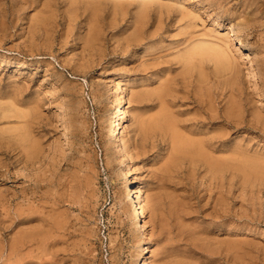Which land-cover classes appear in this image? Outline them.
<instances>
[{
  "label": "rangeland",
  "instance_id": "rangeland-1",
  "mask_svg": "<svg viewBox=\"0 0 264 264\" xmlns=\"http://www.w3.org/2000/svg\"><path fill=\"white\" fill-rule=\"evenodd\" d=\"M206 40L216 48L227 45V53L230 49L232 76L226 77L227 68L215 62V46L209 50ZM194 41L198 54L196 46L190 47ZM117 78L131 95L121 135L141 167L137 174L130 172V158L119 157L106 138L113 114L119 112ZM161 107L177 119L166 113L170 120L165 115L162 123ZM166 121H177L184 137L192 129L189 138L206 140L202 153L208 155L174 151ZM263 121L264 0H0V212L5 214L0 218L8 219L6 224L0 220V264L6 263L12 241L34 228L46 233L44 264H56V259L57 264H141V244L148 247L146 264H264V170L259 169L264 161L258 163L264 159ZM20 127L33 138H25ZM238 147L247 162L239 157L235 163ZM241 161L249 164L246 170ZM257 168L261 171L256 173ZM218 169L227 173L220 175ZM125 178L134 180L148 200L145 230L129 217L132 194ZM31 203L39 207L28 215L24 209ZM15 206H21L22 214ZM51 211L63 213L64 220ZM29 246L20 256L28 258L30 252L39 264L36 249L41 245ZM11 260L6 264L16 263Z\"/></svg>",
  "mask_w": 264,
  "mask_h": 264
},
{
  "label": "bare ground",
  "instance_id": "bare-ground-1",
  "mask_svg": "<svg viewBox=\"0 0 264 264\" xmlns=\"http://www.w3.org/2000/svg\"><path fill=\"white\" fill-rule=\"evenodd\" d=\"M239 25H240V23H239ZM231 27H232V26H231ZM233 27H234V26H233ZM237 27H238V26H237ZM235 29H238V28H235ZM246 29H247V27H246ZM243 30H245V29L243 28ZM238 32H239V31L237 30V33H238ZM234 33H236V32H234ZM239 33H240V32H239ZM197 39H198V38H197ZM200 39H203V38H200ZM222 39H223V43H224L226 40L224 41V38H222ZM198 40H199V39H198ZM204 40H205V39H204ZM220 40H221V39H220ZM240 40H241V39H240ZM196 41H197V40H196ZM221 41H222V40H221ZM206 42L209 43L208 40H206ZM213 42H214V41H213ZM216 42H218V41H216ZM194 43L196 44V43H198V42H195V41H194L193 44H194ZM199 43H200V44L203 43V45H206V43H205V42H202V40H201V42H199ZM199 43H198V44H199ZM211 43H212V42H211ZM214 43H215V42H214ZM214 43H212V45H213ZM218 43H219V42H218ZM218 43H216V44L218 45ZM226 43H227V42H226ZM228 43H229V41H228ZM228 43H227V44H228ZM195 44L192 45V46L190 45V47H195V46H196ZM220 44H221V43H220ZM242 44H245V43H242ZM212 45H211V46H212ZM207 46H208V45H207ZM209 46H210V43H209ZM211 46H210V48L208 47L209 50L212 49ZM214 46H215V44H214ZM220 46H222V45H220ZM198 47H199V46H198ZM200 47H201V46H200ZM212 47H213V46H212ZM217 47H219V46H217ZM202 48H203V47H202ZM215 48H216V46H215ZM215 48H213V49H214V51H213V54H214V55H212V56L216 59L215 62H217V64H218V63H219V64H223V65H224L223 67H226V68H227V71H229V73L226 74V77L229 76V74H230V76H232L231 73H230V72H231L230 70H232V68H233V67H232V64H233V63H231V62H233V61H231V60H233L235 57H234V58L231 57V54L229 53V52H230L229 47H228V49H229V50H228V51H229L228 53H229L230 55H229V54L227 53V51L225 50V48H227V45H226L225 48H224V47H222V48H216V49H215ZM223 48H224V49H223ZM191 49H194V48H191ZM191 49H189V50L192 51ZM196 49H197V46H196ZM200 49H201V48H200ZM186 50L188 51V49H186ZM194 50H195V49H194ZM209 50L207 49V51H209ZM187 51H186V54H187L186 57H188V54H189ZM190 51H189V52H190ZM198 51H199V48L197 49L196 54H198V53H197ZM207 51H206V53H207ZM199 52H200V51H199ZM210 52H212V51H210ZM210 52H208V54H209ZM193 53L195 54V52H193ZM201 53H202V50H201ZM196 54H195V55H196ZM203 54H204V51H203ZM208 54H207V55H208ZM190 55H191V54H190ZM204 55H205V54H204ZM210 56H211V55H210ZM212 56H211V57H212ZM186 57H185V58H186ZM193 57H194V56H193ZM206 58H207V57H206ZM209 58H210V57H209ZM191 59H192V58H191ZM191 59H189V62H191ZM207 59H208V58H207ZM212 60H214V59H212ZM234 60H235V59H234ZM186 62H187V61H186ZM215 62H214V63H215ZM235 62H237V61H235ZM235 62H234V63H235ZM235 64H236V63H235ZM185 65H187V64H185ZM194 65H197V64L194 63ZM198 65H199V64H198ZM198 65H197V66H198ZM215 65H216V64H215ZM197 66H194V67L198 68ZM220 66H221V65H220ZM235 66H236V65H235ZM235 66H234V67H235ZM218 67H219V66H216V68H218ZM192 68H193V64H192ZM221 68H222V67H221ZM226 68H225V70H226ZM219 69H220V68H219ZM223 69H224V68H223ZM223 69H222L221 71H225V70H223ZM235 69H237V68H234V71H235ZM189 70H190V69H189ZM194 70H195V69H194ZM216 70H217V69H216ZM237 70H238V69H237ZM237 70H236V71H237ZM187 71H188V70H187ZM221 71H220V72H221ZM227 71H225V73H227ZM234 71H232V72H234ZM236 71H235V72H236ZM216 72H217V71H216ZM235 72H234V75H233V76H235V75L238 73V72H236V73H235ZM237 75H238V74H237ZM237 75H236V76H237ZM217 76H219V74H217ZM220 76H222V74H221ZM224 76H225V75H224ZM201 77H202V76H201ZM222 77H223V76H222ZM230 78H231V77H230ZM230 78H229V79H230ZM220 79H221V77H220ZM231 79H232V78H231ZM233 79H235V78H233ZM128 80H129V79H128ZM236 80H237V77H236ZM231 81H232V80H231ZM233 81L235 82V80H233ZM114 83H115V82H114ZM116 84H117V85H116V87H115V88H116L115 91L117 92V97H118V99H117L118 101H117V102H119V107H118V108H119V112L113 114V117H112V119H111V123H110V128L108 129L107 134H106V136H107L106 138H108V140H110V141L112 142L111 144H112V147H113L112 149H114V152L116 151L117 153H120V155L122 154V155L119 156V157L123 158L122 156H124V157L127 156V157L130 158V161H129V162L131 163V171H130V172H131V174H137V173H139L141 167H140L139 163H138V162L135 160V158H134L135 154H134V156H133V153H134V152H133L131 146L125 143L126 141L123 140L122 135H121V131H122V120L126 117V115H127L128 112H129V111H128V100H130L129 98H131V95H130V97H129V93H128L127 89H126L125 87L122 86V83H121V81H120L118 78L116 79ZM111 86H112V85H111ZM168 86H169V85H168ZM170 86H171V85H170ZM166 87H167V86H166ZM166 87H164L165 90L167 89ZM168 89H169V87H168ZM172 89L174 90L175 88H172ZM160 90H162V89H160ZM160 90H159V91H160ZM165 90H163V91L165 92ZM170 90H171V89H170ZM170 90H168V92H169ZM112 91H113V90H112ZM175 91H177V90L175 89ZM164 92H163V94H164ZM166 92H167V90H166ZM166 92H165V94H168V93H166ZM171 92H172V91H171ZM114 94H115V92H114ZM114 94H113V95H114ZM159 94H162V92H159ZM173 94H174V93H173ZM171 95H172V94H171ZM171 95H170V96H171ZM165 96H167V95H165ZM165 96H164V97H165ZM163 99L165 100V98H163ZM130 101H131V100H130ZM130 101H129V103H130ZM230 101H231V100H230ZM230 101H229V103H230ZM165 102H166V101H165ZM163 103H164V101H163ZM232 103H233V101L231 102L230 105L232 106V109H233V106H234V105H233ZM166 104H167V102H166ZM166 104L164 103V105H162V106L164 107V106H166ZM211 104H212V103H211ZM208 105H209V104H208ZM230 105H229V106L226 105V106H227V107H230ZM167 106H168V105H167ZM235 107H237V109H236V111H237L239 106L236 105ZM28 108H29V107H28ZM161 108H162V107H161ZM203 108H204V107H203ZM208 108H209V107H208ZM210 108H211V107H210ZM214 108H215V107H214ZM215 109H216V108H215ZM227 109H228V108H226V110H227ZM230 109H231V108H230ZM232 109H231V112L234 111V110H232ZM234 109H235V108H234ZM162 110H163V108L160 110V115H161V111H162ZM166 110H167V109H166V107H165V111H166ZM168 110H169V112H170V109H169V108H168ZM203 110H204V109H203ZM210 110H211V109H210ZM217 110H218V109H217ZM226 110H225V111H226ZM30 111H31V113H32L31 108H30ZM163 111H164V110H163ZM165 111H164L165 114H162V115H164V116L160 119V120L163 119V122L160 121L159 123H161V122L164 123V122H165L164 117H166V116L168 117V116L170 115V113H171V114L174 113L173 111H171L170 113H168V111H166V112H165ZM207 111H209V110H207ZM211 111H212V110H211ZM225 111H224V112H225ZM239 111H241V110L239 109L238 112H239ZM202 112H203V111H202ZM217 112H218V111H217ZM222 112H223V111H222ZM226 112H228V110H227ZM231 112H230V113H231ZM22 113H23V112H22ZM24 113H25V112H24ZM162 113H163V112H162ZM166 113L169 114V115H166ZM197 113H200V112H196V114H197ZM219 113H220V112H219ZM235 113H236V112H235ZM19 114H20V113H18V115H19ZM212 114H213V113H212ZM214 114H215V113H214ZM225 114H226V113H225ZM231 114H233V113H231ZM231 114H229L228 117H230ZM238 114H239V113H238ZM13 115H14V112H13ZM15 115H16V114H15ZM23 115H24V114H23ZM162 115H161V116H162ZM165 115H166V116H165ZM174 115H175V116H174ZM176 115H177V114H172V116H174V117H173L174 120L172 119V116H171V119H172L173 121H175V117H176V119H177V116H176ZM201 115H202V114H201ZM203 115H204V114H203ZM218 115H219V114H218ZM221 115H222V114H221ZM227 115H228V114H227ZM233 115L235 116V114H233ZM233 115H232V117H233ZM236 115H237V113H236ZM21 116H22V115H21ZM25 116H26V113H25ZM27 116H28V114H27ZM154 116H155V115H154ZM239 116H240V115H239ZM18 117H19V116H18ZM18 117H16V118L18 119ZM135 117H136V116H135ZM159 117H160V116H159ZM200 117H201V116H200ZM205 117H206V119H204V120L208 121L207 116H204V118H205ZM216 117H217V116H216ZM224 117H226V116H224ZM224 117H223V118H224ZM22 118H23V116H22ZM26 118H27V117H26ZM28 118H29V116H28ZM28 118H27V119H28ZM31 118H32V116H31ZM31 118H30V119H31ZM153 118H155V117H153ZM180 118H181V116L178 118L177 121H179ZM212 118H213V117H212ZM221 118H222V117H221ZM221 118H220V119H221ZM230 118H231V117H230ZM20 119H21V118H20ZM155 119H156V118H155ZM155 119H154V120H155ZM168 119L170 120V117H168ZM198 119H199V118H198ZM217 119H218V118H217ZM253 119H254V118H253ZM21 120H22V119H21ZM24 120H25V119H23V121H22L23 123H24ZM166 120H167V119H166ZM211 120H213V119H211ZM214 120H215V119H214ZM234 120H237V118L234 119ZM238 120H239V119H238ZM255 120H256V119H255ZM19 121H20V120H19ZM25 121H26V120H25ZM152 121H153V120H152ZM152 121H151V122H152ZM177 121H176V123H177ZM195 121H196V120H195ZM149 122H150V120H149ZM156 122H158L157 119H156ZM166 122H167V124H165V126L167 127L168 131L170 130V132H171L170 134L172 135V138H171V139H173V141H174V143H175V146H173V147H174L173 149H175L174 151H176V152H177V151H179V152H185V153H186V151H187V153H191V155H192V154H196V153H201L202 155H204V153H202V151H204V150H202V149H203V146H205V144H204L203 142H206V140H205L206 137H204L203 139H201L202 141L205 140V141H203V142H201V141H199V140H197V139L194 140V139L189 138V137H192V135H193L192 129L189 130V132H191L192 135H191V136L189 135L188 138H187V137H184V136L182 135L183 133L181 134V133L178 131V129H180V128L182 129V127L180 126V124H179L180 128L178 127V129H177V127H176L177 124H176V123L169 122V121H166ZM185 122H187V121H185ZM223 122H224V120H223ZM230 122H231V121H230ZM256 122H257V121H256ZM260 122H261V120H260ZM263 122H264V121H263ZM23 123H22V124H23ZM27 123H29V122L27 121ZM27 123L25 122L26 126H27ZM147 123H148V122H147ZM147 123H146V124H147ZM152 123H153V122H152ZM182 123H183V121H182ZM206 123H207V122H206ZM208 123H209V122H208ZM228 123H229V122H228ZM237 123H238V122H237ZM146 124H145V125H146ZM153 124H154V123H153ZM155 124H156V123H155ZM155 124H154L155 127H154V126H153V127H154V128H157L158 125L156 124V125H157V127H156ZM197 124H198V123H197ZM200 124H201V123H200ZM232 124H233V123H232ZM234 124H235V123H234ZM234 124H233V125H234ZM263 124H264V123H263ZM145 125H143V126H145ZM150 125H151V124H150ZM161 125H163V124H161ZM161 125H160V126H161ZM167 125H168V126H167ZM181 125H182V124H181ZM189 125H190V124H189ZM191 125H193V124H191ZM201 125H202V124H201ZM230 125H231V124H230ZM237 125H238V124H237ZM165 126H164V127H165ZM182 126H183V125H182ZM22 127H23V126H22ZM22 127H20V128H22ZM28 127H29V126H28ZM161 127H162V126H161ZM183 127H185V126H183ZM187 127H188V126H187ZM197 127H198V126H197ZM197 127H196V128H197ZM231 127H232V126H231ZM236 127H237V126H236ZM23 128H24V127H23ZM23 128H22V134H23V132H24V131H23ZM150 128H152V127H150ZM190 128H191V127H190ZM232 128H235V127H232ZM147 129H148V128H147ZM165 129H166V128H165ZM194 129H195V128H194ZM201 129H202V128H201ZM201 129H200V130H201ZM204 129L206 130V128H204ZM24 130H26V128H24ZM161 130H162V129H161ZM163 130H164V129H163ZM207 130H208V129H207ZM221 130H222V129H221ZM221 130H220V131H221ZM226 130H227V129H226ZM16 131H17V130H16ZM19 131H21V130H19ZM29 131H31V130H29ZM181 131H183V130H181ZM186 131H188L187 128H186ZM217 131H218V129H216V133L219 132V131H218V132H217ZM222 131H223V130H222ZM0 132H1V131H0ZM13 132H14V131H13ZM27 132H28V131H27ZM27 132H25V133H27ZM201 132H202V131H201ZM214 132H215V131H214ZM214 132H213V133H214ZM226 132H227V131H226ZM208 133H209V131H208ZM220 133H221V132H219V134H220ZM224 133H225V132H224ZM13 134H14V133H13ZM27 134H28V133H27ZM164 134H165V133H164ZM186 134H187V133H186ZM189 134H190V133H189ZM194 134H196V133H194ZM199 134H201V133H199ZM204 134H205V133H204ZM209 134H210V133H209ZM25 135H26V134H23L24 137H25ZM166 135H167V134H166ZM196 135H197V134H196ZM212 135H213V134H212ZM224 135H225V134H224ZM21 136H22V135H21ZM21 136H20V137H21ZM186 136H187V135H186ZM194 136H195V135H194ZM199 136H201V135H199ZM206 136H207V135H206ZM14 137H15V135H14ZM16 137H17V135H16ZM16 137H15V138H16ZM26 137H30V139L33 138L31 135H30V136L27 135ZM26 137H25V138H26ZM201 137H202V136H201ZM217 137H218V134H217ZM197 138H198V137H197ZM213 138H214V137H213ZM220 138H221V136H220ZM16 139H17V138H16ZM20 139L22 140V139H24V138H20ZM27 139H28V138H27ZM27 139H26V142L28 143V142H29V139H28V141H27ZM169 139H170V138H169ZM206 139H207V138H206ZM222 139H223V138H222ZM24 140H25V139H24ZM213 140H215V139H213ZM213 140H212V141H213ZM32 141H33V139H32ZM219 141H220V140H219ZM219 141H217V143H218ZM22 142H24V141H22ZM108 142H109V141H108ZM171 142H172V141H171ZM15 143H16V142H15ZM20 143H21V142H20ZM27 143H26V144H27ZM29 143H30V142H29ZM208 143H209V142H208ZM213 143H214V142H213ZM233 143H234V142H233ZM236 143H237V142H236ZM23 144H25V143H23ZM32 144H34V143H31V145H32ZM210 144H211V143H210ZM15 145H17V144H15ZM21 145H22V143H21ZM31 145H30V147H32ZM172 145H173V144H172ZM216 145H217V144H216ZM240 145H241V144H240ZM28 146H29V145H28ZM28 146H26V148H27ZM35 146H36V145H35ZM210 146H211V145H210ZM210 146H208V147H210ZM212 146H213V145H212ZM212 146H211V147H212ZM220 146H221V145H220ZM223 146H224V145H223ZM232 146H233V145H232ZM234 146H235V145H234ZM234 146H233V147H234ZM15 147L17 148L18 145L15 146ZM20 147H21V146H19V148H20ZM224 147H226V146H224ZM233 147H231V148L233 149ZM19 148H18V149H19ZM21 148H22V147H21ZM206 148H207V147H206ZM213 148H215V147L213 146ZM216 148H217V147H216ZM227 148H229V146H228ZM244 148H245V147H244ZM29 149H30V148H29ZM32 149H34V148H32ZM35 149H38V147H35ZM209 149H210V148H209ZM222 149H223V148H222ZM232 149H231V150H232ZM236 149H237V151H238V152L236 151V153H238L239 156H238V159L234 160L235 163L238 162V160L240 159L239 157L242 156V155L240 156V154H241L242 152L239 153L240 150H238V149H241V148L238 147V148H236ZM245 149H246V148H245ZM16 150H17V149H16ZM19 150H20V149H19ZM23 150L26 151L24 148L21 149V151H23ZM38 150H39V149H38ZM213 150H214V149H213ZM213 150H212V152H213ZM234 150H235V149H234ZM243 150H244V149H243ZM246 150H247V149H246ZM206 151H207V150H206ZM222 151L224 152L225 150H222ZM232 151H233V150H232ZM35 152H36V151H35ZM204 152H205V151H204ZM210 152H211V151H210ZM210 152H209V153H210ZM219 152H220V151H219ZM219 152L217 151V153H219ZM225 152H226V151H225ZM227 152H228V151H227ZM227 152H226V153H227ZM229 152H230V150H229ZM229 152H228V153H229ZM233 152H235V151H233ZM251 152H252V151H251ZM24 153H25V152H24ZM27 153H28V152H27ZM27 153H26V154H27ZM206 153H207V152H206ZM206 153H205V154H206ZM213 153H214V152H213ZM226 153H225L223 156H225ZM243 153H247V152H246V151H243ZM253 153H254V152H253ZM30 154H32V153H30ZM36 154H38V153H36ZM172 154H173V153H172ZM231 154L236 155L235 153H231ZM257 154H258V153H257ZM257 154L255 153V156H256ZM33 155H34V153H33ZM118 155H119V154H118ZM179 155H180V154H179ZM206 155H208V154H206ZM206 155H204V156H206ZM228 155H229V158H228V159L233 161L232 158L230 159V156H231L230 154H227L226 157H227ZM234 155H233L232 157H234ZM27 156H29V155H27ZM35 156H37V155H35ZM172 156H173V155H172ZM177 156H178V154H177ZM184 156H185V155H184ZM193 156H194V155H193ZM209 156H214V154H213V155H209ZM216 156H217V155H216ZM221 156H222V155H221ZM247 156H248V155H247ZM258 156L260 157V155H258ZM25 157H26V156H25ZM116 157H117V156H116ZM173 157H175V154H174ZM182 157H183V155H182ZM185 157H186V156H185ZM187 157H188V156H187ZM197 157H198V156H197ZM217 157H218V156H217ZM217 157H216V158H217ZM243 157H244V156H243ZM29 158H30V157H29ZM34 158H36V157H34ZM171 158H172V157H171ZM177 158H178V157H177ZM192 158H193V157H192ZM205 158H206V157H204V159H205ZM210 158H212V157H210ZM213 158H215V157H213ZM213 158H212V159H213ZM216 158H215L214 160H216ZM219 158H220V155H219ZM219 158H218V159H219ZM222 158L224 159V157H222ZM246 158H247V157H246ZM257 158H258V157H257ZM257 158H256V160H255V158H251V159H250V157H249V161H251L252 159H254L255 161H259L260 158H259V160H258ZM261 158H263V157H261ZM30 159H32V158H30ZM172 159H173V158H172ZM182 159H183V158H182ZM200 159H202V156H201ZM206 159H207V158H206ZM228 159H227V160H228ZM241 159H242L243 162H244V161H246V162L248 161L247 159L244 160L245 158H242V157H241ZM241 159H240V160H241ZM118 160H119V159H118ZM120 160H121V159H120ZM185 160H186V159H185ZM225 160H226V158L224 159V161H225ZM25 161H27V160H25ZM178 161H181V160L178 159ZM178 161L176 160V161L174 162V163L176 164L175 166H177V163L179 164ZM188 161H189V160H188ZM192 161H193V160H192ZM200 161H201V160H200ZM205 161H208V160H205ZM209 161H210V159H209ZM209 161H208V162H209ZM217 161H218V160H216V162H217ZM220 161H221V159H220ZM220 161H219V162H220ZM242 161H241V164H240V162H239L240 165H242ZM252 161H253V160H252ZM255 161H254V162H255ZM263 161H264V159H263L262 161H259L258 163H261V162H262V166H263ZM167 162H169V160H168ZM176 162H177V163H176ZM189 162H190V161H189ZM198 162H199V161H198ZM201 162H202V161H201ZM211 162H212V161H211ZM214 162H215V161H213V163H214ZM216 162H215V163H216ZM221 162H222V161H221ZM221 162H220V164H221ZM226 162H228V161H226ZM246 162L244 163V166L242 165V167H240V168H243V167H245V166H249V164H247ZM174 163H171V165L174 164ZM191 163H192V162H191ZM193 163H195V162H193ZM213 163H212V164H213ZM229 163H231V162H229ZM229 163H228V164H229ZM235 163H234V165H237V164H235ZM252 163H253V162H250V165H251ZM166 164H167V163H166ZM166 164H164V165H166ZM202 164H203V163H202ZM207 164H208V163H207ZM209 164H210V165H209ZM209 164H208V166H211V165H212L211 163H209ZM217 164H218V163H217ZM232 164H233V163H232ZM240 165H239V166H240ZM252 165L254 166V165H256V163H254V164H252ZM166 166H168V165H166ZM175 166H173L174 169H175ZM203 166L205 167V164H204ZM213 166H215V165H213ZM218 166H220V165H218ZM221 166H222V165H221ZM257 166H258V165H257ZM257 166H256V167H257ZM168 167H170V165H169ZM168 167H166V168H168ZM216 167H217V166H216ZM223 167H225V166H223ZM228 167H229V166H228ZM228 167H227V168H228ZM230 167L233 169L232 166H230ZM250 167H251V166H250ZM256 167H254V168H256ZM260 167H261V166H260ZM211 168H213V167H211ZM227 168H226V169H227ZM235 168H236V167H235ZM238 168H239V167H238ZM238 168H237V169H238ZM246 168H247V167H246ZM262 168H263V167H262ZM262 168H259V169H261V170L263 171L264 169H262ZM162 169H163V167H162ZM171 169H172V168H171ZM206 169H209V168H206ZM220 169H221V168H220ZM220 169H218V171H220ZM228 169H229V168H228ZM237 169H236V170H237ZM243 169H245V168H243ZM252 169H253V168H252ZM257 169H258V168H257ZM257 169H256V170H257ZM259 169H258V171H256V173L261 171V170L259 171ZM129 170H130V169H129ZM166 170H167V169H165V171H166ZM209 170H211V169H209ZM221 170H222V169H221ZM223 170L225 171V169H223ZM239 170H240V169H239ZM245 170H246V169H245ZM249 170L251 171V169L248 168L247 171L249 172ZM254 170H255V169H254ZM254 170H252V171H254ZM211 171H212V170H211ZM211 171H210V172H211ZM224 171H222V172H224ZM226 171H227V170H226ZM230 171H231V170H230ZM230 171H229V172H230ZM237 171H238V170H237ZM242 171H243V170H242ZM247 171H245L244 173H246ZM252 171H251V172H252ZM167 172H168V171H167ZM167 172H165V174H166ZM216 172H217V171H216ZM222 172L220 171V175L222 174ZM229 172H228V173H229ZM233 172H236V171L233 170ZM263 172H264V171H263ZM263 172H262L261 174H259V177L263 174ZM122 173H123V172H122ZM125 173H126V172H125ZM212 173H213V171H212ZM214 173H215V171H214ZM214 173H213V174H214ZM224 173H227V172H224ZM224 173H223V174H224ZM256 173H254V174H256ZM131 174H130V175H131ZM163 174H164V173H163ZM167 174H168V173H167ZM217 174L219 175V172H218ZM229 174H230V173H229ZM234 174H235V173H233V175H234ZM239 174H240V173H239ZM254 174L252 173V175H254ZM124 175H125V174H124ZM128 175H129V174H128ZM215 175H216V174H215ZM220 175H219V176H220ZM224 175H225V174H224ZM224 175H223V176H224ZM245 175H246V174H245ZM125 176H127V175H125ZM131 176H132V175H131ZM213 176H214V175H213ZM228 176H230V175H228ZM248 176H249V179H250V178L252 179V177H253V180L256 179V178H254V176H251V175H248ZM250 176H251V177H250ZM119 177H121V175H120ZM255 177H256V176H255ZM263 177H264V175L262 176V179H263ZM232 178H233V177H232ZM257 178H258V174H257ZM226 179H227V178H226ZM234 179H235V178H233V180H234ZM259 179H260V178H259ZM262 179H261V180H262ZM230 180H231V178H230ZM256 180H257V179H256ZM261 180H260V181H261ZM220 181H223V179L220 180ZM225 181H226V180H225ZM251 181H252V180H251ZM258 181H259V180H257L256 182H258ZM216 182H217V181H216ZM218 182H219V180H218ZM253 182H255V180H254ZM262 182H264V181L262 180ZM121 183H122V182H121ZM136 183H137V182H136ZM223 183H224V182H223ZM223 183L221 182V184H223ZM231 183H232V182H231ZM123 184H124V186L126 187L127 190H130V194H132L131 196H129V194H128V197H129V199H130V205H131V207H132V211L129 213V214L132 213V215H130L129 217L132 216L131 218H132L133 222H134L135 224H137L139 227H142V228L145 230V228H146V226H147V222H146V220H145V214H146V212H147V211H146V210H147V203H146V200H147V199L145 200V196L143 195V191H142L141 187H139L138 184H135V181H134V180H133V181H128V179L125 178V179L123 180ZM219 184H220V183H219ZM221 186H222V185H221ZM127 193H128V192H127ZM127 193H126V194H127ZM23 194H24V193H23ZM24 198H25V197H24ZM41 198H42V197H41ZM43 198H44V197H43ZM0 200H2V199H0ZM10 200H11V199H10ZM24 200H25V199H24ZM42 200H43V199H42ZM3 201H4V200H3ZM6 201H8V199H6ZM12 201H13V200H12ZM15 201H16V200H15ZM25 201H26V200H25ZM27 201H28V200H27ZM147 201H148V200H147ZM4 202H5V201H4ZM18 202H21V201H17V203H18ZM31 202H32V201H31ZM42 202H43V201H42ZM45 202H46V201H45ZM45 202H44V203H45ZM151 202H152V201H151ZM151 202H150V203H151ZM155 202H156V201H155ZM11 203H12V202H11ZM13 203H14V202H13ZM23 203H25V202H23ZM23 203H22V204H23ZM29 203H30V202H29ZM38 203H39V202H38ZM44 203H43V204H44ZM46 203H47V202H46ZM46 203H45V204H46ZM8 204H9V203H8ZM22 204H21V205H22ZM33 204H34V203H33ZM33 204L31 203V205H30L32 208H33V206H32ZM39 204H40V203H39ZM39 204H38V206H36L35 209L33 208V209H30V210H29L28 207H30V206H28V207L25 208L24 210L28 209L27 212H28V211L30 212L31 210H34V211H35V210L37 209V207H39ZM43 204H40V205H43ZM148 204H149V203H148ZM5 205H6V202H5ZM5 205H4V206H5ZM15 205H17V204H15ZM19 205H20V204H19ZM154 205H156V204L154 203ZM2 206H3V205H2ZM6 206H7V205H6ZM8 206H9V205H8ZM13 206H14V204H13ZM45 206H46V205H45ZM48 206H49V205H48ZM48 206H47V207H48ZM152 206H153V205H152ZM15 207L18 208L19 206H15ZM15 207H14V208H15ZM40 207H41V206H40ZM43 207H44V206H43ZM49 207H50V206H49ZM52 207H53V206H52ZM54 207H55V206H54ZM54 207H53V208H54ZM131 207H130V209H131ZM148 207H149V206H148ZM2 208H4V207H2ZM2 208H1V209H2ZM9 208H11V206H9ZM45 208H46V207H45ZM45 208H44V209H45ZM57 208H58V207H57ZM5 209H6V207L3 209V211H5ZM7 209H8V207H7ZM20 209H21V206L19 207V209H17V211L20 212V211H19ZM40 209H41V208H40ZM42 209H43V208H42ZM58 209H59V208H58ZM22 210H23V208H22ZM22 210H21V211H22ZM46 210H47V208H46ZM53 210H54V209H53ZM6 211H7V214H10V213L8 212V210H6ZM15 211H16V209H15ZM34 211H31L30 213H33ZM38 211H40V210H38ZM41 211H42V210H41ZM41 211H40V213H39V212H38V213L41 214ZM48 211H50V208L48 209ZM54 211H56V210H54ZM12 212H13V211H12ZM29 212H28V215H29ZM36 212H37V210H36ZM36 212H35V213H36ZM51 212H52V211H51ZM56 212H57V211H56ZM58 212H60V209L58 210ZM14 213H15V212H14ZM20 213H21V212H20ZM24 213H26V211L23 212V214H24ZM42 213H45V212L42 211ZM47 213H50V212H47ZM52 213H54V215H57V219H58L59 216H61V214L63 215V213H60V215L55 214V212H52ZM0 214H1V212H0ZM2 214H3V212H2ZM2 214H1V215H2ZM18 214H19V213H18ZM21 214H22V213H21ZM3 215H5V214H3ZM3 215H2V216H3ZM13 215H14V214H13ZM28 215H27V216H28ZM32 215H33V214H32ZM44 215H48V214H44ZM50 215H51V214H50ZM50 215H48V216H50ZM52 215H53V214H52ZM14 216H17V215H14ZM14 216H13V218H14ZM22 216H23V215H22ZM24 216H25V215H24ZM33 216H34V215H33ZM36 216H37V215H36ZM0 217H1V216H0ZM8 217H9V216H8ZM8 217H7V218H8ZM10 217H11V218H10ZM10 217H9V219H10V221H12V220H11V219H12V215H10ZM37 217H39V215H38ZM37 217H36V218H37ZM40 217L42 218V215H41ZM63 217H65V215H64ZM43 218L46 220V217L43 216ZM43 218H42V219H43ZM50 218H51V216H50ZM52 218H53V216H52ZM55 218H56V216L54 217V219H55ZM60 218L62 219V216H61ZM60 218H59V219H60ZM131 218H130V219H131ZM3 219H4V218H2V219L0 218V220H2L1 222H3ZM20 219H24V218H20ZM20 219H18V220H20ZM37 219H39V218H37ZM37 219H36V220H37ZM42 219H41L40 221H42ZM48 219H49V218H48ZM57 219H55V222H56ZM61 219H60V220H61ZM7 220H8V219H6V221H7ZM14 220H15V219H14ZM30 220H31V219H30ZM32 220H33V218H32ZM32 220H31V221H32ZM36 220H35V221H36ZM62 220H64V219H62ZM62 220H61V221H62ZM6 221H4V222H6ZM15 221H16V220H15ZM31 221H28V222L30 223ZM46 221H47V220H46ZM50 221H51V219H50ZM50 221H49V222H50ZM58 221H59V220H58ZM4 222H3V223H4ZM20 222H21V221H20ZM23 222H24V221H23ZM42 222L44 223V221H42ZM52 222H54V221L52 220ZM17 223H18V221H17ZM17 223H16V224H17ZM33 223H34V222H33ZM35 223H37V221H36ZM45 223H46V222H45ZM45 223H44V224H45ZM47 223H48V221H47ZM57 223H58L60 226L62 225V224H61L62 222H57ZM63 223L66 224L65 221H64ZM134 223H133V224H134ZM1 224H2V223H1ZM4 224H6V223H4ZM13 224H14V223H13ZM13 224H12V225H13ZM27 224H28V223H27ZM27 224H26V225H27ZM31 224H32V223H31ZM37 224H39V223H37ZM53 224H54V223H53ZM64 224H63V225H64ZM7 225H8V224H7ZM14 225H15V224H14ZM14 225H13V226H14ZM35 225H36V224H35ZM48 225L50 226L49 223H48ZM51 225H52V224H51ZM59 225H58V227H60ZM15 226H16V225H15ZM18 226H19V225H18ZM20 226H21V225H20ZM23 226H24V225H23ZM41 226H42V224H41ZM43 226H44V225H43ZM45 226H47V225L45 224ZM54 226H56V224H54ZM64 226H65V225H64ZM25 227H27V226H25ZM47 227H48V226H47ZM56 227H57V226H56ZM11 228H12V227H11ZM37 228H38V227H37ZM41 228H43V227H41ZM50 228H51V226H50ZM54 228H55V227H54ZM54 228H52V229H54ZM60 228H62V226H61ZM13 229H14V228H13ZM15 229H16V228H15ZM15 229H14V230H15ZM25 229H26V228H25ZM25 229L22 227V230H25ZM48 229H49V228H48ZM52 229H51V230H52ZM57 229H58V228H57ZM63 229H64V228H63ZM63 229H62V230H63ZM28 230H29V229H28ZM46 230H47V229H46ZM55 230H56V229H55ZM1 231H2V230H1ZM1 231H0V232H1ZM3 231H4V230H3ZM7 231H8V230H7ZM7 231H6V232H7ZM19 231H20V232H23V231H21V230H19ZM37 231H38V229H37ZM37 231H36L35 228H34V230L31 231V232H30V230H29L30 233L20 234L19 236H17V235H18V234H17V235H16L17 238H15V240H13V241H12V244L10 245V251H9L10 253H9V255H8V259L6 258V257H7L6 254H4V255H6L5 258H6L8 261H11V263H12V260H11V259H14V258H15V261H16L15 264H38V263H36L33 259H31V257H33V256L29 257L30 254L32 255V253H30L29 250H27V249H28L27 247H26L27 249H26L25 251H28L29 253H26L25 255H28V254H29V255H28V258H29V259L27 258V256H26V257H22V255L20 256V254L23 253V252H21V251H22L21 249H22V248L24 249L25 246H29V245H30L31 247H30V246H29V247L32 248L33 245L39 244V245H41V246L38 247V248L36 249V250H37V251H36V254H37V252L39 251V253L41 254V259H40L41 261H40L39 264H44V261H45V260L43 261V259H44L45 251H46V249H47V248L45 247V246H46L45 244H46V239H47V237H45V236H46V233H45V232H43V233H45V234H42V231H41V233H40V232L38 233ZM53 231H54V230H53ZM57 231H58V230H57ZM59 231H60V230H59ZM142 231H143V230H142ZM8 232H10V230H9ZM11 232H12V231H11ZM48 232H50V231H48ZM51 232H52V231H51ZM61 232H62V231H61ZM143 232H145V231H143ZM1 233H2V235H1V234H0V235H1V236H4L3 232H1ZM17 233H18V232H17ZM56 233H58V232H56ZM56 233H50V234L47 233V235H48V234H49V236L52 235V239H54V237H55L56 235L53 237V234H56ZM6 234H7V233H6ZM8 234H9V233H8ZM12 234H13V232H12ZM60 234H61V233H60ZM143 234H145V233H143ZM143 234H142V235H143ZM10 235H11V233H10ZM44 235H45V236H44ZM57 235L59 236V234H57ZM58 236H57V237H58ZM12 237H13V236H12ZM50 237H51V236H50ZM50 237H48V238L50 239ZM57 237H55V238H57ZM59 237H60V236H59ZM45 238H46V239H45ZM2 239H3V238H2ZM52 239H51V240H52ZM59 239H60V238H59ZM59 239H58V241H60ZM0 240H1V237H0ZM49 241H50V240H49ZM54 241H55V240H54ZM54 241H53V242H54ZM56 241H57V240H56ZM58 241H57V244L59 243ZM3 242H4V241H3ZM5 242H6V241H5ZM62 242H63V241H62ZM62 242H61V243H62ZM140 243H141V241H140ZM140 243H138V244H139L138 246H140ZM0 244H1V243H0ZM6 244H7V243H6ZM52 244H53V243H52ZM52 244L50 243V245H52ZM233 244H234V243H233ZM235 244L237 245V243H235ZM235 244H234V245H235ZM48 245H49V244H48ZM50 245H49V246H50ZM53 245H55V244H53ZM59 245H62V244H59ZM231 245H232V244H231ZM236 245H235V247H236ZM8 246H9V245H8ZM55 246H56V245H55ZM6 247H7V246H6ZM34 247H35V246H34ZM36 247H37V246H36ZM36 247H35V248H36ZM47 247H48V246H47ZM56 247H57V246H56ZM56 247H55V248H56ZM228 247H229V246H228ZM232 247H234V246H232ZM235 247H234V248H235ZM45 248H46V249H45ZM52 248H53V247H52ZM59 248H60V246L58 247V249H59ZM226 248H227V247H226ZM58 249H57V250H58ZM60 249H61V248H60ZM147 249H148V247H146V245L141 244V246H140V248H139L140 251H138V252H140V256H137L138 259L140 258V262H141V264H146L147 261H148V260H147V258H148V257H147V255H148V254H147ZM227 249L229 250V248H227ZM34 250H35V249H34ZM51 250H54V249H51ZM55 250H56V249H55ZM231 250H232V248L230 249V251H231ZM235 250H236V249H235ZM48 251H49V249H48ZM60 251H63V250H60ZM233 251H234V250H233ZM7 252H8V250H7ZM34 252H35V251H34ZM49 252H50V251H49ZM58 252H59V251H58ZM58 252H57V253H58ZM3 253H4V246L2 245V247L0 246V259L3 258V257H2V256H3ZM51 253L54 254L53 252H51ZM61 253H62V252H61ZM231 253H232V252H231ZM36 254H35V255H36ZM137 255H138V254H137ZM57 256H58V254H57ZM35 257H36V256H35ZM37 257L39 258V256H37ZM37 257H36V258H37ZM54 257H55V256H54ZM58 257H59V258H62L63 256H62V257L58 256ZM52 258H53V256L51 257V259H52ZM6 259H5V260H6ZM27 259H28V261H27ZM51 259H50V260H51ZM54 259H56V258H54ZM2 260H4V259H2ZM7 260L5 261L6 263H8ZM56 260H57V259H56ZM56 260H55V263L57 264V261H58V260H57V261H56ZM149 260H150V259H149ZM52 261H54V260H52ZM61 261H63V260H61ZM61 261H59V262H61ZM152 261H154V260H152ZM152 261H151V262H152ZM48 262H50V261H48ZM59 262H58V264H59ZM151 262H149V263H151ZM6 263H5V264H6ZM13 263H14V261H13ZM53 263H54V262H53ZM46 264H47V263H46ZM62 264H64V263L62 262ZM155 264H156V263H155ZM187 264H188V263H187Z\"/></svg>",
  "mask_w": 264,
  "mask_h": 264
}]
</instances>
